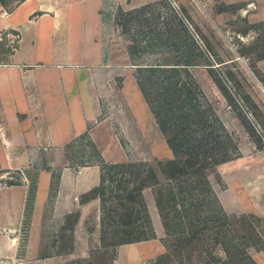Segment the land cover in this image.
<instances>
[{
    "label": "rangeland",
    "instance_id": "1",
    "mask_svg": "<svg viewBox=\"0 0 264 264\" xmlns=\"http://www.w3.org/2000/svg\"><path fill=\"white\" fill-rule=\"evenodd\" d=\"M245 4L158 0L118 15L117 49L126 54L101 78L100 117L116 145L104 152L86 136L48 156L54 184L66 168L96 164L103 188L98 231L87 229L90 216L78 238L63 233L58 249L68 251L67 264H110L119 239L151 233L167 250L158 264H264V86L255 69L264 58V26L248 23ZM14 45L2 36L0 61ZM137 65L164 71L141 74ZM137 74L161 115L185 113L183 131L173 117L160 130ZM176 132L174 154L166 140ZM223 156L231 159L211 164ZM173 159L182 171L170 178L162 163ZM15 171H0L1 185L19 181Z\"/></svg>",
    "mask_w": 264,
    "mask_h": 264
},
{
    "label": "crops",
    "instance_id": "2",
    "mask_svg": "<svg viewBox=\"0 0 264 264\" xmlns=\"http://www.w3.org/2000/svg\"><path fill=\"white\" fill-rule=\"evenodd\" d=\"M156 1L0 0V40L15 44L0 61V171L17 170L20 181L0 183V264H67L68 251L58 249L63 233L70 230L78 238L90 216L87 229L98 231L99 167L66 168L54 184L49 152L65 151L86 136L104 152L116 145L100 120L101 78L115 68L119 54H126L118 53L116 17L119 9ZM236 1L242 0H223ZM243 1L248 23L264 26V0ZM255 69L264 82V58ZM34 171L26 214L27 173ZM166 253L153 236L118 244L110 264H158Z\"/></svg>",
    "mask_w": 264,
    "mask_h": 264
},
{
    "label": "trees",
    "instance_id": "3",
    "mask_svg": "<svg viewBox=\"0 0 264 264\" xmlns=\"http://www.w3.org/2000/svg\"><path fill=\"white\" fill-rule=\"evenodd\" d=\"M146 6L144 7H141V8H138V9H133V10H129L128 11V14H132L133 12H137V11H140V10H143ZM122 13V10L119 9L118 10V14L117 16ZM117 18L116 17V23H117ZM127 22H125L126 24ZM186 65H188L189 63H184ZM137 72L139 71L141 74L142 72H145V71H150L151 73H155L156 71H164L163 67H160V66H142V67H137ZM135 75V79H136V82L138 84V88L142 94V96L144 97L145 101L148 102V104H150V106L154 109L152 110L153 114H154V117L156 118V120L158 121V125H159V128L161 131H166L168 129V117H173L174 118V122L173 124L177 126L176 129H178L179 127V131H183V129L180 128V125H186V117L185 116V113L184 112H181V110L179 109V107H176V110H180V112L178 111H175V112H169L168 114H164V115H161V112L160 111H157L154 106L152 105L151 102H149V98H148V95L146 93V90H145V87L143 86V84L141 83V76H138ZM257 76V75H256ZM258 80L261 82V84L264 86V82L261 78H259L257 76ZM183 84V83H181ZM180 84V85H181ZM175 85H177V83H175ZM221 89H224L223 86L220 87ZM168 91L170 89H167ZM189 94V93H188ZM187 94V95H188ZM160 96H158L156 99H160V97L162 96L160 93H159ZM189 97V96H188ZM161 100V99H160ZM181 101L183 102L184 100L183 99H180L179 103H181ZM192 101V99H191ZM192 103V102H191ZM166 111H169L168 109ZM252 131V130H251ZM178 132L172 134L171 137H168L166 142L169 146V148L171 149V151L174 153V154H177L179 152V138L177 136ZM192 158H195L192 157ZM204 159H207L204 158ZM231 159L229 156H223L222 158L220 159H213L211 164H218L220 162H225L227 160ZM214 161V162H213ZM202 162V161H200ZM162 164H165V167H162V168H165L166 171H164V173L166 174V176L170 177V178H173V177H176V176H179L181 175V169L177 164H178V160L176 159H173V160H165L164 163ZM161 165V164H160ZM159 168V167H158ZM149 174H150V177L149 178H154L156 177V172L155 170L151 167L149 169ZM37 175V172L34 171V172H28L27 173V176H28V179H30V182H29V190H28V205L26 206V214H29L30 212V206H31V202H32V199H33V196H34V191H35V177ZM13 177V176H12ZM16 178H18L16 176ZM19 179V178H18ZM104 180V177L103 175L101 176V181ZM5 184L6 185H18L20 184V181H14V180H10V179H6L5 181ZM101 191H103V188L100 189V188H95L94 189V193H100L101 194ZM128 239H119V241L117 242V244H122V243H130V242H135V241H139V240H143V239H148V238H151L153 237V234L151 233L150 235H145V236H132V234L128 235Z\"/></svg>",
    "mask_w": 264,
    "mask_h": 264
}]
</instances>
